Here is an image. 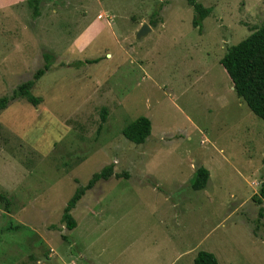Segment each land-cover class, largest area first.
Returning a JSON list of instances; mask_svg holds the SVG:
<instances>
[{
  "label": "rangeland",
  "instance_id": "rangeland-1",
  "mask_svg": "<svg viewBox=\"0 0 264 264\" xmlns=\"http://www.w3.org/2000/svg\"><path fill=\"white\" fill-rule=\"evenodd\" d=\"M197 1L201 33L186 0H39L37 17L0 0V264H264V122L219 63L264 0ZM45 54L42 102L12 100ZM139 117L151 133L136 145L121 132ZM106 166L123 177L86 191L68 231V200Z\"/></svg>",
  "mask_w": 264,
  "mask_h": 264
},
{
  "label": "trees",
  "instance_id": "trees-1",
  "mask_svg": "<svg viewBox=\"0 0 264 264\" xmlns=\"http://www.w3.org/2000/svg\"><path fill=\"white\" fill-rule=\"evenodd\" d=\"M186 3L193 11L192 25L201 33L202 22L210 15L211 8L204 7L197 0H186ZM38 4L39 0H28V5L33 8V15L35 17L39 15ZM50 58H52L51 55H44V60H46L45 65L35 72L32 80L22 83L17 87L12 95V100L21 98L34 107L42 102L40 97H36L31 93V89L34 83L49 70L48 59ZM96 62V60L85 61L86 64ZM219 63L229 77L237 98L241 99L251 112L264 122V21L245 39L227 48ZM9 101L10 99L7 97L0 98V111L7 107ZM105 121L106 112L103 110L101 113V125ZM121 133L126 140L136 145H141L145 143L151 133V123L148 118L139 117L127 125ZM112 176L116 179L123 177V175L113 173L111 166H106L98 173L93 174L85 186L76 189L64 207L61 216V220L68 231L73 230L77 225L76 220L71 215V211L85 192L91 190L99 180H108ZM208 179V171L203 167L198 168L193 178L192 188L194 190L204 189ZM0 197L4 199L2 196ZM260 197H264L263 184L260 189ZM253 200L259 206L262 204L261 199L256 196H253ZM5 204L6 207L9 205L7 201H5ZM258 217H263L262 207L258 211ZM193 264H218V262L213 254L200 251L197 253Z\"/></svg>",
  "mask_w": 264,
  "mask_h": 264
},
{
  "label": "water",
  "instance_id": "water-1",
  "mask_svg": "<svg viewBox=\"0 0 264 264\" xmlns=\"http://www.w3.org/2000/svg\"><path fill=\"white\" fill-rule=\"evenodd\" d=\"M150 32V27L147 24H143L136 34V38H140Z\"/></svg>",
  "mask_w": 264,
  "mask_h": 264
},
{
  "label": "crops",
  "instance_id": "crops-1",
  "mask_svg": "<svg viewBox=\"0 0 264 264\" xmlns=\"http://www.w3.org/2000/svg\"><path fill=\"white\" fill-rule=\"evenodd\" d=\"M90 29H92V25L88 28V30H90ZM84 31H85V30H84ZM84 31H83V32H84ZM150 31H151V30H150ZM86 46H87V45H86ZM85 64H86V63H85Z\"/></svg>",
  "mask_w": 264,
  "mask_h": 264
}]
</instances>
